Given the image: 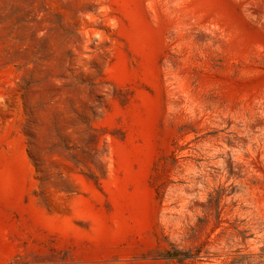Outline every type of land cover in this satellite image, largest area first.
<instances>
[{
    "label": "rangeland",
    "instance_id": "374dc122",
    "mask_svg": "<svg viewBox=\"0 0 264 264\" xmlns=\"http://www.w3.org/2000/svg\"><path fill=\"white\" fill-rule=\"evenodd\" d=\"M0 264H264V0H0Z\"/></svg>",
    "mask_w": 264,
    "mask_h": 264
}]
</instances>
